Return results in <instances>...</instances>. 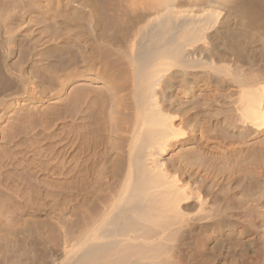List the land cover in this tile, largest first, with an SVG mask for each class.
Instances as JSON below:
<instances>
[{
  "label": "bare ground",
  "instance_id": "obj_1",
  "mask_svg": "<svg viewBox=\"0 0 264 264\" xmlns=\"http://www.w3.org/2000/svg\"><path fill=\"white\" fill-rule=\"evenodd\" d=\"M0 92V264H264V0H0Z\"/></svg>",
  "mask_w": 264,
  "mask_h": 264
},
{
  "label": "rangeland",
  "instance_id": "obj_2",
  "mask_svg": "<svg viewBox=\"0 0 264 264\" xmlns=\"http://www.w3.org/2000/svg\"><path fill=\"white\" fill-rule=\"evenodd\" d=\"M12 8H16V7H14V6H12ZM2 94H1V92H0V99H2V100H0V114L2 113V108L4 107V106H6L7 105V103H5V102H7V99H6V97L4 96H1ZM5 99V100H4ZM2 102V103H1ZM4 119H1L0 118V135H3L4 134V132H3V134H2V130L4 129V127H6V125H7V127H8V121L6 122V120L5 121H3ZM8 129V130H7ZM6 129V131L7 132H9V134L10 135H19V136H17L18 138H22L23 140H24V135L22 136V135H20L21 134V130H18L17 129V127H15V128H7ZM12 130V131H11ZM23 133V132H22ZM8 134V133H7ZM9 135V136H10ZM1 137V139L3 138L2 136H0ZM7 137V138H6ZM11 138V137H10ZM8 139V136H5L4 137V139H2V140H4V141H0V165H2V163L4 164L5 162H6V156H7V153L6 152H9V154H10V152L12 151V147H9V146H11V145H9L8 143L9 142H7V141H10L9 139ZM5 141L7 142V145H6V143H5ZM8 148H7V147ZM7 149L9 150V151H7ZM4 160V161H3ZM0 168H1V166H0ZM5 169H7V166L5 167ZM48 212H50V210L48 211ZM253 214V216L255 217V219H256V222L258 223V224H260L259 222H260V217L259 216H257L256 215V213L255 212H252ZM44 216V215H43ZM244 226V227H243ZM243 227V228H242ZM246 226L245 225H241V226H239V228H238V233H237V235L235 236V239L231 236V234H229L230 232H226L227 233V236L229 237L228 239H229V241H230V243H231V245L233 244V246H232V249H233V251H237L238 253L239 252H241V253H239V254H241L242 255V253L244 254H246L247 253V251H243L242 249H245L246 250V248L244 247L245 245H246V243H248L251 247H250V249L252 250V251H255V252H258V253H260L261 252V248H260V246L259 245H257V244H259V240H260V235H261V229H258V231H256V233H258V234H254L253 235V233H246V232H248V230H246ZM246 231V232H245ZM260 233V234H259ZM231 236V237H230ZM237 238V239H236ZM255 239V240H254ZM232 240V241H231ZM234 240L237 242V243H235L236 245H234ZM255 241V242H254ZM59 242V241H58ZM244 243V244H243ZM214 244V242L212 243V245ZM234 246H236V247H234ZM52 247L53 248H55V249H59V247H55L54 245H52ZM235 248V250H234V248ZM241 248V249H240ZM258 248V249H257ZM257 253V254H258ZM228 254V255H227ZM225 255H227V256H225ZM249 255V254H248ZM224 256L226 257V259H228L227 260V262L225 263V264H232L233 263V260H232V254H230V253H225L224 254ZM243 256V255H242ZM246 257V256H245ZM230 261V262H229ZM221 264V263H220ZM222 264H224L223 262H222Z\"/></svg>",
  "mask_w": 264,
  "mask_h": 264
}]
</instances>
